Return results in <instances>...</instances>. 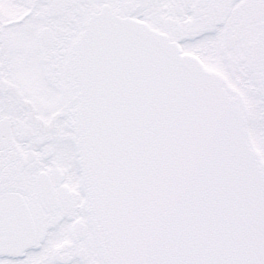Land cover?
Masks as SVG:
<instances>
[{"label":"snow or ice","instance_id":"1","mask_svg":"<svg viewBox=\"0 0 264 264\" xmlns=\"http://www.w3.org/2000/svg\"><path fill=\"white\" fill-rule=\"evenodd\" d=\"M0 264H264V0H0Z\"/></svg>","mask_w":264,"mask_h":264}]
</instances>
